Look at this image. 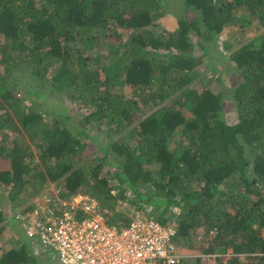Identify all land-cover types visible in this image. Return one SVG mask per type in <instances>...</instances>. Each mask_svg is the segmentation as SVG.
Segmentation results:
<instances>
[{"label":"trees","instance_id":"1","mask_svg":"<svg viewBox=\"0 0 264 264\" xmlns=\"http://www.w3.org/2000/svg\"><path fill=\"white\" fill-rule=\"evenodd\" d=\"M178 1L169 30L158 23L166 0H0V236L5 194L21 202L26 186L36 195L49 183L62 199L95 198L117 228L137 213L170 224L177 208L175 240L195 264H264V34L219 44L239 78L235 123L220 77L216 91L199 69L218 70L227 28L264 26V0ZM39 85L86 107L81 124L33 108ZM12 225L0 264H47Z\"/></svg>","mask_w":264,"mask_h":264},{"label":"built area","instance_id":"2","mask_svg":"<svg viewBox=\"0 0 264 264\" xmlns=\"http://www.w3.org/2000/svg\"><path fill=\"white\" fill-rule=\"evenodd\" d=\"M28 212L24 233L54 249L61 264H182L173 225L136 215L126 226H110L88 194L62 199L54 191Z\"/></svg>","mask_w":264,"mask_h":264},{"label":"rangeland","instance_id":"3","mask_svg":"<svg viewBox=\"0 0 264 264\" xmlns=\"http://www.w3.org/2000/svg\"><path fill=\"white\" fill-rule=\"evenodd\" d=\"M167 6L163 3L160 2V7L163 5L166 6V11L165 15L161 18L158 19V23L169 30L174 28V20H170L171 18V11L177 10L179 8V1L178 0H166ZM261 33L264 34V26H260L256 20L251 23V25L247 26L244 29H239V28H227L218 36V39L216 40L218 43V47L215 48L213 47L212 54L214 55L216 50L218 49L219 51H222L221 57L218 60V63L216 65L217 71L213 72L212 70L214 69V65L210 67H201L202 65L199 66V69L203 71V74L206 76L208 79H212V85H214V90L218 91L221 88L220 82L217 80V77H220L222 86L223 88V96H224V101H223V118L230 124L236 122V112L234 110V103L232 100V89L235 87V85L239 82V78L237 74L233 71L231 64H228V52L225 50H221L219 44L223 40H229L231 42H236L240 40V44L247 42L251 38H253L255 35H260ZM223 48V47H222ZM216 49V50H215ZM199 53L198 55L201 56V58L204 60L205 64L208 65V57L204 56L202 52H197ZM197 56V57H199ZM46 85V84H45ZM43 85V86H45ZM42 85H39L36 88V93L38 96L33 95L34 98H36L35 103L31 104L29 100L26 101L28 105H32L34 108L35 105L40 104L38 108L43 112L44 117L46 119L50 118L48 117V114L52 115H58L59 110L62 112L68 111L69 114L71 115V123L80 125L82 122L83 115L87 113L86 107H80L78 102L74 99H71L65 94H61L57 91H55L53 88L45 87L43 88ZM33 86H30V88ZM124 93L127 97H132V92L131 89L129 88H124ZM169 104V101H167ZM153 110V108H150V110H144V113L141 114L142 117L147 115ZM97 132L95 129H93L92 133ZM179 131H176L172 137L169 138V143H168V148L171 150L174 148V146L177 144V142L180 141L178 138ZM102 133H105L104 131ZM101 133V134H102ZM119 136V134H117ZM177 135V136H176ZM7 141V140H6ZM5 142V141H3ZM6 144V142H5ZM32 146V145H31ZM36 150L35 146H32L31 148ZM35 152V153H36ZM28 163H32L34 165L35 163H39L38 159L34 157L33 160L29 161ZM30 165V164H29ZM31 167V166H30ZM30 167L28 168V172H30ZM57 192L59 195V190L55 186L47 183L38 194L32 195V189L30 186H26L24 191L21 193L20 197L24 201L19 202L18 200L14 203H10L8 201L7 194H5V197L1 201L2 208L5 210V212L8 215V219L3 222L4 225V230L3 233L0 236V252L2 250H6L10 247H12L16 241H17V236L16 232L13 230V223L14 225H18L21 227L22 231L24 230L23 225L27 219V216L29 214L28 211H30V206L35 204L37 198H53V193ZM5 193V191H4ZM150 207H148L149 209ZM178 209L174 208L169 209L168 212L166 213V216L169 218L168 222L170 224L173 223L174 221V213H177ZM172 212V213H171ZM172 214V215H171ZM136 215H140V213H137ZM135 215V216H136ZM13 220V221H12ZM194 235L198 238L202 235L200 231H195ZM26 240H31V238H26ZM35 252H39L40 257L42 258L43 261H46L47 264H61L58 259H57V252L47 246L41 245V248H36ZM180 252L183 255V259H185V264H195L194 258L197 253L191 249H185V248H180ZM241 260H243V256L240 257ZM217 258L214 256H208L205 258V262L207 264H216Z\"/></svg>","mask_w":264,"mask_h":264}]
</instances>
